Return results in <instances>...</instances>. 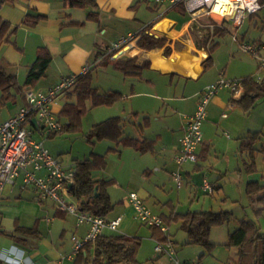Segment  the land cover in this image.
<instances>
[{"label":"rangeland","instance_id":"obj_1","mask_svg":"<svg viewBox=\"0 0 264 264\" xmlns=\"http://www.w3.org/2000/svg\"><path fill=\"white\" fill-rule=\"evenodd\" d=\"M260 2L263 5L261 11L251 16V18L247 15L246 20L239 29L231 28V34L216 38L215 43H218V45L214 47V65L211 69L207 70L197 80L188 77L182 78L181 82L183 85H188L189 93L213 80L209 85L221 79L234 81L251 75L258 78L264 76V69H260V61L253 54L245 52L242 48V45H264V0H260ZM154 6L155 4L151 2L150 7ZM157 16L158 12L147 10V5L144 4L143 10L140 11L137 17L141 21L130 22L128 29L131 26L135 30L136 27L146 24L144 28L150 30L153 25H156L157 20L152 24H148L147 20L150 19L151 21ZM105 24L106 20L104 27ZM122 31L124 33L126 31V27L123 24H118L115 28L110 27L108 33L104 35L101 44L103 53L107 49L112 48L114 43L128 36L129 31L126 32L124 37L117 39L116 37L121 35L120 32ZM195 37L201 43L204 42V38H202L198 30H195ZM235 37L239 41H235ZM166 39L169 40L168 38ZM169 41L171 42L172 50L168 57H170L172 52L181 50V47L175 44L174 41ZM33 47L31 44L28 46L19 65L5 68L10 74L17 76L18 83L13 86L11 93L16 96L18 101L8 99L4 104L1 103L3 93L0 90V123L9 119L19 107L22 98L21 88L28 72L27 66L31 65L36 59V56L34 58L35 50ZM206 49L210 52L209 47H206ZM161 50L164 52V48ZM3 53L4 50L2 49L0 51L1 59L3 58ZM132 54V52L126 54L124 58ZM102 57V63L96 65L92 70V86L99 89L100 92L116 91L122 93L125 98L112 107L93 108L89 101L86 114L82 117L81 125L76 131H64L51 138L44 136L39 131H35L34 139L43 143L50 155L64 168H70L72 165H76L77 162L92 159L95 155L106 158L104 170L98 173L95 172V177L102 176L107 180L112 179L109 193L115 207L107 216L108 219H114L124 211L122 206L126 200L130 201L131 193L138 194L144 201L145 206L155 215H160L161 213L167 215L171 210L172 213L175 211L180 215L200 211L228 212L231 215L229 222L212 230L210 240L216 243L212 250H208L202 245L190 244L188 234L181 228L180 222L165 221L166 226L170 228V240L174 245L175 260L185 264H228L231 261V257H235L234 254L237 253V249H229L225 244L229 241L230 232L237 229L241 221L253 220L257 222L261 233L264 234V213H257L253 207L254 204H251L250 199L247 197L245 189L241 188L243 185L241 181L246 176V169L244 170V177L241 178L239 173H236L235 168L233 170L228 164L230 163L234 166L236 163L233 158L234 154L232 155L231 150L228 149L231 139L224 136L225 133H229L232 138L231 132L221 127L217 132L219 140L216 142L220 151L228 150L229 154L224 155L225 153L221 152L218 154V158L212 153L208 157V162L201 163L205 167L194 173L191 169L193 165L191 163H184L183 166L178 164L173 171L165 168L164 165H160L161 163L156 166V159L153 158V154L141 155L134 148L125 147L122 144L118 145L113 140H98L90 137V133L96 125L116 117L123 119L126 137H139L136 129L142 124L146 126L145 132L149 137L155 138L159 133L166 136L168 133L165 127L167 124L174 122L172 119L177 113L175 112L177 110H174L176 108L175 104L179 103V101H174L161 106L157 101H155L156 105H153L151 101H148V97L139 96L133 98L134 96H131L130 90L132 78H128L120 70L118 71L112 59L107 57L106 54ZM144 76H150L147 70L144 72ZM153 77L159 84L155 93L158 91L164 92L162 81L170 80V77H162L159 73H156ZM45 80H47V77L42 79L33 89L37 90V87L46 88ZM125 80L127 81L125 82ZM143 86L145 87H142V90H148L146 85ZM146 102L150 106L146 105ZM146 107H152L151 112L143 115V108ZM137 109L141 110L138 112L140 117L133 115L138 111ZM247 116L250 118L252 131L260 133L261 141L256 144V171L254 172V177L255 179L263 180L264 151L261 152V149L264 147V99H260ZM145 118H150L152 128L145 125ZM60 119L64 124L68 121L63 116H60ZM133 124H136V128ZM232 139L234 140V138ZM164 140H166V137H164ZM166 149L163 142L159 143L157 153L154 156L159 158L162 155H166ZM173 149H176V146ZM241 163L242 167H245L243 161ZM217 164L219 167L213 169V165ZM155 167L164 169V171L156 173L154 171ZM226 167L231 168L226 169ZM187 172H190L191 175ZM175 174H180L183 178L181 187H178L174 179L173 175ZM205 180H208L214 188L216 186L220 188L218 190L215 189L214 194H207L202 188ZM16 183L14 187L7 186L0 196V216L5 223L9 219L22 218L24 215H29L30 218L28 219L31 223L33 221L32 217L44 220V217L54 210L51 200H40L42 198L32 188L22 189L21 179H18ZM12 188L15 190L14 193H11ZM147 191L152 193L153 196L147 194ZM67 200L68 202H77L73 198H67ZM113 233L116 234L118 232ZM152 233V229L144 225L139 219L135 220L128 232L130 236H138L142 239V245L137 256L139 262L141 264H175L168 254H161L156 251L158 241L152 237Z\"/></svg>","mask_w":264,"mask_h":264},{"label":"crops","instance_id":"obj_2","mask_svg":"<svg viewBox=\"0 0 264 264\" xmlns=\"http://www.w3.org/2000/svg\"><path fill=\"white\" fill-rule=\"evenodd\" d=\"M87 1H89V3L85 6H73L70 4L69 0H0V17L2 20L8 22L11 26L6 37V39L9 38V41L6 42L5 39L0 45V51L2 49L4 50L3 58H0V69L5 70L7 66L14 67L19 65L22 62L23 53L27 51L28 46L31 44L34 46L33 48L35 50L34 58L36 56L37 59L38 53L43 49H46L47 52H49L52 56V62L46 75L47 80H45L46 88L37 87V90L33 89L39 84L40 81H42L40 80L32 88L34 91H47L56 86L62 78L79 74L88 64L92 65V73L94 67L102 63V56L106 54L107 57L110 58L109 51L111 48L107 49L103 53L101 44L103 42L104 35L108 33L111 26L115 28L118 24H123L126 27L125 33L124 31L120 32L121 35H118L116 37L117 39L124 37L128 31L129 34L134 32H144L147 30L144 28L146 24L136 27L135 30H133L131 26L128 29V24L130 22L135 20L141 21L140 19H137V17L140 11L143 10L144 4L147 5V10H150L151 12H158V16L155 19H152L151 21L150 19H146L148 24L156 22L155 20H157L158 23L162 19L170 17L173 18L177 24L184 26L190 37L192 36L190 31L191 26L194 23L198 24L197 30L199 31L202 38H204V42H202L204 48L198 49L195 45L193 37H191V41L196 50L202 51L206 55L203 62L210 55V52L207 51L206 47L210 48L212 45L216 44V38L222 37L218 35V29L226 28L229 30L227 34H231V28L239 29L247 18L246 16L240 26H235L230 21H227L222 26H219L208 17L194 22L191 20L190 15L187 12V22L180 20L176 16H167V14L172 11L173 8H170L166 5H157L155 3L154 7H150L151 2L147 0ZM251 16L253 15H249L250 18ZM105 20L106 24L104 27ZM155 26L156 25H153V27ZM209 35L211 37L209 42H207L206 38ZM169 45L170 47L172 46L170 41ZM159 50L162 51L161 49ZM131 52L133 53L131 56L124 58L126 56L124 55L122 56V59L129 60L131 58L138 57V65H143L144 61H146V65L141 71L140 75L130 77L126 76L128 78H132L130 85L131 96H134L133 98H137L139 96L148 97V101H151L153 105H156L155 101H157V103H159L161 106L168 104V102L170 103L179 101L178 104H175L176 108L174 110H177L175 111L177 113L172 119L174 122L167 124L165 127L168 135L166 134L165 136L164 134L159 133L155 138L149 137L145 132L147 129L145 128L146 126L142 124L136 129L139 137L132 138L151 141L152 148L146 153H141L137 149L135 150L141 155L153 154V158L156 159V166L161 163L160 165H164L165 168H169L170 170L174 171V167L178 165L175 158L180 154V140L184 133L186 117L194 114L197 109L200 93L205 89L206 86L210 84V82H213L214 80L210 81L208 84L205 83L201 85L198 89L189 93L188 85H183L181 82L182 78L188 76L173 71H164L155 67L153 60L147 54L149 51L137 47L136 42ZM162 57L165 59L169 58L164 56V52H162ZM34 62L27 66L28 71ZM203 62L201 64L200 75L197 77L188 78L197 80L203 74H205L207 70L211 69V67L205 69ZM260 69L264 68L260 66ZM146 70L150 76H144V72ZM5 71L10 74L7 70ZM156 73H159L162 77H170V80L168 79L162 81L164 92L158 91L155 93L159 85L158 81L153 77V75ZM263 77L259 79L262 80ZM126 81L127 80H125V82ZM143 85H146L148 90H142V87H145ZM23 87L24 85L21 88L22 98L20 100L19 107L12 116L18 112L20 107L26 104L25 89ZM74 89L75 87L67 94L62 96L58 102L53 105L52 109L59 118L65 105L71 101L68 98V94H70ZM11 95V99H15L17 102L18 100L16 96L12 93ZM243 95L244 88L242 94L238 97H235L230 90L225 89L213 97L208 107L207 120L204 123L205 125H203V143L197 149L198 161L197 163H191L193 164L191 169L194 173L204 168L205 166L201 163L208 162V157L211 156L212 153H214L217 157L221 152H224V155L229 154L228 150L220 151L216 144L217 140H219V136L217 135L219 129L221 127L227 129L231 132L232 138H234L233 140L231 137H229L231 141L228 144V149L231 150L232 155L234 154L233 158L236 161L234 166H232L230 163L228 164L233 168V170L235 168L236 173L238 172L241 178L244 177V170L246 169V176L244 180L241 181V184H243L241 188L245 189L247 195V186L250 182H259L264 186V179L259 180L255 179L254 177V172L256 171V144L258 141H261V137L259 136V138L256 139L251 136L253 133L257 132H253V129L250 127V118L247 116V114L250 112H246L238 104V101ZM73 101H75V97ZM146 105L149 104L146 102ZM151 108L152 107L143 108V115L150 114ZM140 111L141 110H138L133 115L135 117H140V113H138ZM145 121V125H148L149 128H152V122L150 121V118H145ZM61 122L64 125L62 120ZM133 125L136 128V124ZM164 137H166V140H164ZM162 142L164 143V147L167 148V153L166 155H162L158 158L154 155L157 153L158 144ZM175 146L176 149H173ZM262 151H264V147L261 149V152ZM241 161H243L245 167H242ZM74 167L75 165H72L70 168L66 169H71ZM217 167H219L218 164L213 165V169ZM231 167H226V169ZM103 170H100V172ZM154 171L156 173H162L164 169L155 167ZM96 172L98 173L99 171ZM187 173L191 175L190 172ZM95 174L96 173L94 172L93 179L95 181L107 180L102 176L95 177ZM219 188L220 187L217 186L215 187L216 190ZM72 189L73 186L70 187L71 191ZM14 192L15 190L12 188L11 193ZM147 194L153 196V194L149 191H147ZM73 199L76 200L75 196ZM40 200L43 201V199ZM53 205L54 210H52L49 215L45 216L44 220L32 217V223L28 219L30 218L29 215H24L22 218L16 217L14 220L9 219L7 220V223H5L2 218H0V249L8 248L13 244H17L23 247L37 264H76L77 258L70 260L67 257L74 250L75 240L84 239L86 233L89 230V226L87 224L80 225L75 216L60 211L57 209L54 202ZM113 205L115 207V204ZM253 207L256 211L259 210L257 213H264V207L262 205L255 203ZM122 208H124V211L120 213L118 217L114 219H108L106 217V219L111 221L120 218L121 223L117 232L119 234L130 236L128 232L131 226L135 223V220L138 219L137 211L129 200H126ZM171 211L167 215L161 213L159 216H162L165 221L168 222L172 219L173 215L175 216L177 214L175 211H173V213ZM18 228H23V230H26L27 232L17 231ZM104 233H112V231L105 230ZM234 256L235 257H231L230 262L238 259V251L234 254ZM0 264L4 263L0 262Z\"/></svg>","mask_w":264,"mask_h":264},{"label":"built area","instance_id":"obj_3","mask_svg":"<svg viewBox=\"0 0 264 264\" xmlns=\"http://www.w3.org/2000/svg\"><path fill=\"white\" fill-rule=\"evenodd\" d=\"M157 5H166L170 8L183 6L190 15L192 21L208 17L219 26L225 22H232L240 26L247 15H255L262 10L260 0H147ZM222 20L219 21L218 17ZM140 33V32H139ZM139 33H129L128 36L116 42L109 51L110 58L123 49L130 47L122 55L131 52ZM151 35L152 30L150 32ZM238 41L237 38H234ZM245 52L251 53L260 61L264 68V45H242ZM92 65H86L79 74L64 77L53 88L47 91H25L26 104L19 108L18 112L7 121L0 123V196L7 186H14L18 179L22 180V189L32 188L42 199L54 202L57 209L77 218L80 225L87 224L89 230L82 240H75L74 250L67 257L76 259L85 245L94 242L105 230H119L121 219L107 220L87 212H83L77 202H68L67 198H74L70 185L76 184V172L73 168H64L46 150L43 143L34 139L35 131L41 132L48 138L61 132L64 128L60 118L52 107L58 100L72 90L79 76H85L91 72ZM242 80L226 81L221 79L204 89L198 99L197 109L194 114L186 117L184 133L180 140L181 150L176 162L197 163V149L203 143V125L208 117V107L214 96L228 89L235 97L242 94ZM37 119L38 127L32 124ZM230 137L229 133H225ZM178 187H181L182 176L173 175ZM207 194H214L215 188L205 180L202 186ZM130 202L137 211V218L150 228L160 229L165 236L166 242L158 241L156 251L168 254L175 264H185L174 259V245L170 240V228L166 226L162 216L153 214L144 204V201L136 193L130 194ZM0 262L4 264H37L27 251L13 244L8 248L0 249Z\"/></svg>","mask_w":264,"mask_h":264},{"label":"trees","instance_id":"obj_4","mask_svg":"<svg viewBox=\"0 0 264 264\" xmlns=\"http://www.w3.org/2000/svg\"><path fill=\"white\" fill-rule=\"evenodd\" d=\"M10 1V0H4ZM73 6H85L89 3L87 0H69ZM172 15L180 20L188 21L186 10L183 6L174 7L167 16ZM10 24L0 17V45L6 39L10 29ZM198 24L194 23L191 28V35L198 49L204 48L203 43L195 37V30ZM150 30L140 32L136 39L137 47L154 51L164 48V56L168 57L171 52L169 41L164 37L151 35ZM229 32L226 28H219L217 33L225 36ZM210 35L207 36L209 42ZM9 38L6 39V42ZM212 45L209 57L203 62L205 69L212 67L214 63ZM138 57L127 59L112 60L114 66L124 73L125 76H138L146 65H138ZM52 62V56L46 49L38 53L37 59L28 71L24 89H32L40 80L46 77L49 66ZM244 87V95L238 101V104L246 111L250 112L260 99H264V77L259 79L256 76H247L241 79ZM17 84L16 75L8 74L4 69H0V89L3 93L2 102L11 99V89ZM75 97V101H73ZM71 100L62 111L61 116L66 117L68 121L64 124L61 132L51 135L54 137L64 131H76L81 125V119L86 114L87 103L90 101L93 108L112 107L121 101L124 96L116 91L100 92L92 86V73L85 76H79L75 89L68 94ZM260 133H253L251 136L259 138ZM90 137L98 140L109 139L122 144L125 147L137 149L141 153H146L152 148L151 141L139 138L125 136L123 119L120 117L110 118L94 127ZM106 166L104 156L95 155L92 159H86L77 162L73 168L76 172V184L73 186V194L83 212L90 213L97 217L106 218L114 209L108 193V188L112 180L95 181L93 173L103 170ZM254 170V169H253ZM98 188V196H96ZM247 195L251 204L258 203L264 207V186L259 182H250L247 186ZM259 212V210H257ZM1 218V216H0ZM163 218V217H162ZM164 219V218H163ZM231 215L228 212L200 211L189 212L187 214H176L172 216V221L180 222L181 228L188 234L190 244L202 245L208 250H212L216 244L211 242L210 236L212 230L226 222H229ZM165 221V219H164ZM153 238L160 242H166L167 236L158 228L151 227ZM17 231H24L18 228ZM103 233L94 242L85 245L76 264H141L137 258L142 241L139 237H131L119 233ZM32 233V232H31ZM227 248H236L238 259L229 264H264V234L261 233L259 225L253 220H243L239 227L229 234V241L225 244Z\"/></svg>","mask_w":264,"mask_h":264},{"label":"bare ground","instance_id":"obj_5","mask_svg":"<svg viewBox=\"0 0 264 264\" xmlns=\"http://www.w3.org/2000/svg\"><path fill=\"white\" fill-rule=\"evenodd\" d=\"M218 20H222L221 16L218 17ZM153 34L158 37L168 38L181 47L179 52H172L168 59L162 57V51L160 50L149 51L147 54L153 60L155 67L164 71L177 72L188 77L200 75L201 64L206 55L202 51L195 49L191 37L184 26L177 24L173 18L167 17L153 27ZM129 49L130 47L121 50L112 60L116 61L122 58V54Z\"/></svg>","mask_w":264,"mask_h":264},{"label":"water","instance_id":"obj_6","mask_svg":"<svg viewBox=\"0 0 264 264\" xmlns=\"http://www.w3.org/2000/svg\"><path fill=\"white\" fill-rule=\"evenodd\" d=\"M117 58V57H116ZM32 124L35 126V127H38V122H37V119H33L32 120ZM70 187H72V185H70ZM98 188H96V196H98Z\"/></svg>","mask_w":264,"mask_h":264}]
</instances>
